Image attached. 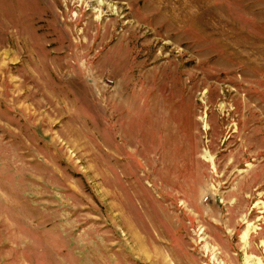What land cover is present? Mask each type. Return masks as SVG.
Listing matches in <instances>:
<instances>
[{"label": "rangeland", "instance_id": "rangeland-1", "mask_svg": "<svg viewBox=\"0 0 264 264\" xmlns=\"http://www.w3.org/2000/svg\"><path fill=\"white\" fill-rule=\"evenodd\" d=\"M0 264H264V0H0Z\"/></svg>", "mask_w": 264, "mask_h": 264}, {"label": "bare ground", "instance_id": "bare-ground-1", "mask_svg": "<svg viewBox=\"0 0 264 264\" xmlns=\"http://www.w3.org/2000/svg\"><path fill=\"white\" fill-rule=\"evenodd\" d=\"M246 236H247V232H244L243 238H246Z\"/></svg>", "mask_w": 264, "mask_h": 264}]
</instances>
